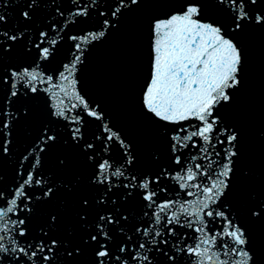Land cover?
<instances>
[{
	"label": "snow or ice",
	"instance_id": "6c2138e0",
	"mask_svg": "<svg viewBox=\"0 0 264 264\" xmlns=\"http://www.w3.org/2000/svg\"><path fill=\"white\" fill-rule=\"evenodd\" d=\"M211 2L221 19L208 16L202 0H185L178 11L151 22V77L143 109L149 119L164 122L166 135L171 132L167 137L170 165L144 172L137 169L132 142L110 126L100 104L90 103L77 90L75 73L89 46L105 39L146 0H24L19 20L23 27H9V4L4 0L0 89L7 88L0 101V264H79L84 256L89 257L86 264H182L185 257L195 258L191 264H259L250 233L228 204L241 157V134L224 121L222 109L231 105L243 85L245 51L237 33L250 27L264 29V0ZM66 6L71 19L61 22ZM44 10H49L48 15L37 21V14ZM93 15L99 18L94 25L99 30L72 33ZM65 40L72 42L71 59L54 83L41 65L55 59ZM17 49L34 58L27 65L5 63ZM41 93L55 101L49 114L57 123L75 126L62 141L43 124L25 153L16 157L9 183L5 164L15 154L20 122L31 116L23 102ZM66 99L75 103L69 105ZM17 104L22 107L16 108ZM97 121L98 133L86 138L87 126ZM169 124L177 127L168 130ZM69 141L90 162L87 182L98 195H81L78 233L74 229L59 232L65 208L49 210L34 230L33 219L52 205L57 193L73 192L79 185L78 180L64 181L57 187L45 171L51 149ZM57 167L67 168L69 161L58 158ZM169 180L184 191L183 200L179 191L176 198L167 197ZM250 199L254 204L249 216L264 220V198L252 195ZM129 203L136 204L137 216L145 219L123 211ZM91 208L97 209L94 217L89 214Z\"/></svg>",
	"mask_w": 264,
	"mask_h": 264
},
{
	"label": "water",
	"instance_id": "95a60500",
	"mask_svg": "<svg viewBox=\"0 0 264 264\" xmlns=\"http://www.w3.org/2000/svg\"><path fill=\"white\" fill-rule=\"evenodd\" d=\"M7 2L9 27H23L19 20L24 0H7ZM184 2L185 0H146V4H143L139 10L126 15L119 26L105 39L93 42V46H89L84 63L78 65L75 73L77 90L80 94L90 103L100 104L110 121V126L114 125L122 136H126L132 142L138 156L139 171L152 172L161 166L170 165L167 137L171 132L166 135L164 128L161 127L164 122H154L148 118L150 114H146L143 109V95L151 77V22L154 18L164 19L178 11ZM202 2L206 5L205 12L208 16L222 18L211 0H202ZM3 3L4 0H0V6ZM48 11L38 13L37 21L43 20L48 15ZM65 12V18H60L61 22L64 19H71L67 16V6ZM98 19L93 15L91 21L77 25L72 29V33H80L82 29L99 30L94 26ZM237 39L245 51L241 77L243 85L231 105L222 109L224 121L237 127L241 134V157L236 164L237 174L233 179L234 189L228 197V204L234 210V215L239 213L240 221L250 233V245L255 258L259 264H264V220H255L248 214V209L254 204L250 197L255 195L257 200L264 198V136L261 135L264 132V29L250 27L237 33ZM71 44V41L65 40L55 59L47 62L46 66L41 65L42 70L52 74L54 83L57 82V73L62 72L63 65L69 63L71 59L73 51ZM33 58L34 55H26L23 50L17 49V52L8 57L5 63L16 66L27 65ZM6 88L7 86H3V89ZM3 89H0V101L3 100ZM61 97L63 98L62 93ZM23 103L30 108L31 116L20 122L15 154L5 164L9 183L15 175L16 157L25 153L43 124L47 123L62 141L68 139L69 128L75 126L69 124L65 127L66 122L57 123V118L49 114L50 105L55 101H50L46 93H41L39 98L25 100ZM66 103L71 105L75 100L66 99ZM15 107L20 108L22 104H17ZM71 114H75V110ZM99 123L97 121L87 126L86 138H94V134L98 133ZM166 127L171 130L177 126L169 124ZM208 147L211 150V146ZM113 155L119 158L118 152ZM62 157L69 161V167L63 169L57 167L58 158ZM155 157H159V160L157 161ZM212 159H216L214 153ZM89 164L83 153L74 148L70 141L67 144L57 143L51 149L44 165L45 171L56 180L57 187L64 181L75 183L78 180L79 185L73 192L59 191L52 205L43 209L41 214L33 219L34 230L43 222L49 210L57 211L65 208L59 232L66 234L68 229L79 232L76 213L79 211L78 202L81 195H98L87 182L91 171ZM171 167L177 168L175 165ZM215 167L216 165H213V168ZM167 183L170 187L167 197L174 199L179 191V196L183 200L184 191L177 188L176 182L169 180ZM188 199L192 198L188 197ZM122 210L131 211L133 216H137L139 207L129 203L125 204ZM96 211L95 208L89 209L90 216L94 217ZM137 219L145 218L137 216ZM221 258L225 257L221 255ZM88 259V256L81 257L79 264H86ZM194 259V257H185L182 264H191Z\"/></svg>",
	"mask_w": 264,
	"mask_h": 264
}]
</instances>
